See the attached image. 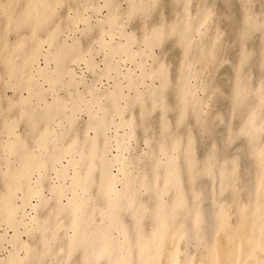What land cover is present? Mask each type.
Listing matches in <instances>:
<instances>
[{
  "label": "bare ground",
  "instance_id": "1",
  "mask_svg": "<svg viewBox=\"0 0 264 264\" xmlns=\"http://www.w3.org/2000/svg\"><path fill=\"white\" fill-rule=\"evenodd\" d=\"M0 264H264V0H0Z\"/></svg>",
  "mask_w": 264,
  "mask_h": 264
}]
</instances>
